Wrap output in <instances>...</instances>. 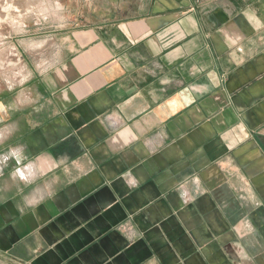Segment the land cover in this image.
<instances>
[{"label": "crops", "instance_id": "1", "mask_svg": "<svg viewBox=\"0 0 264 264\" xmlns=\"http://www.w3.org/2000/svg\"><path fill=\"white\" fill-rule=\"evenodd\" d=\"M83 16L0 90V264H264V0Z\"/></svg>", "mask_w": 264, "mask_h": 264}, {"label": "rangeland", "instance_id": "2", "mask_svg": "<svg viewBox=\"0 0 264 264\" xmlns=\"http://www.w3.org/2000/svg\"><path fill=\"white\" fill-rule=\"evenodd\" d=\"M89 1L0 0L1 91L18 87L28 66L47 57L53 44L51 35L80 24ZM12 54L17 58L12 60ZM9 59L13 66L7 65Z\"/></svg>", "mask_w": 264, "mask_h": 264}, {"label": "bare ground", "instance_id": "3", "mask_svg": "<svg viewBox=\"0 0 264 264\" xmlns=\"http://www.w3.org/2000/svg\"><path fill=\"white\" fill-rule=\"evenodd\" d=\"M16 56V57H15ZM10 57L12 58V60L14 59V58H17V55H10ZM12 60H7L8 61V66H13L14 64H13V61ZM17 61H19L18 59H16Z\"/></svg>", "mask_w": 264, "mask_h": 264}, {"label": "clouds", "instance_id": "4", "mask_svg": "<svg viewBox=\"0 0 264 264\" xmlns=\"http://www.w3.org/2000/svg\"><path fill=\"white\" fill-rule=\"evenodd\" d=\"M11 151L14 153L16 151V149H12Z\"/></svg>", "mask_w": 264, "mask_h": 264}]
</instances>
